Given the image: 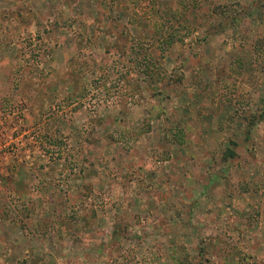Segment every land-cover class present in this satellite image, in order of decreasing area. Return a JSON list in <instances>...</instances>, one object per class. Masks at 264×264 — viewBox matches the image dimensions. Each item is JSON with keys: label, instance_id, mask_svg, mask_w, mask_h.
I'll use <instances>...</instances> for the list:
<instances>
[{"label": "rangeland", "instance_id": "374dc122", "mask_svg": "<svg viewBox=\"0 0 264 264\" xmlns=\"http://www.w3.org/2000/svg\"><path fill=\"white\" fill-rule=\"evenodd\" d=\"M244 255L264 264V0H0V264Z\"/></svg>", "mask_w": 264, "mask_h": 264}, {"label": "trees", "instance_id": "16d2710c", "mask_svg": "<svg viewBox=\"0 0 264 264\" xmlns=\"http://www.w3.org/2000/svg\"><path fill=\"white\" fill-rule=\"evenodd\" d=\"M65 70H67L68 72H69V70H68V66H66L65 68H64ZM71 73V72H70ZM163 74V73H162ZM165 74V73H164ZM164 76V75H163ZM74 77L75 78H77L76 76H75V74H72V79H74ZM167 77L168 78H170V80L172 79H174L175 81H182V79H183V77H184V72H183V70L181 69V68H172V70L168 73V75H167ZM79 82V81H78ZM79 84H82V82H80V83H77L76 82V88L74 89V91H73V94H80V96L81 97H84L85 95H86V89H82L81 90V92L80 91H77L78 89H81L80 88V85ZM82 86V85H81ZM69 97V96H68ZM158 116H160V114L159 113H156ZM226 154H229V156H235L236 155V153H235V151H233V150H231L230 148L227 150V153ZM226 262H227V264H261L260 262H257V261H251L250 260V256L249 255H244V256H242V259L240 260H238V261H234V260H232V262L231 261H228L227 259H226Z\"/></svg>", "mask_w": 264, "mask_h": 264}]
</instances>
